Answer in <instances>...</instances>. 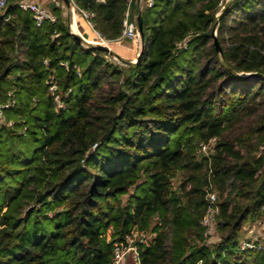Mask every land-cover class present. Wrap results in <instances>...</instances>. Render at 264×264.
<instances>
[{
	"label": "trees",
	"instance_id": "trees-1",
	"mask_svg": "<svg viewBox=\"0 0 264 264\" xmlns=\"http://www.w3.org/2000/svg\"><path fill=\"white\" fill-rule=\"evenodd\" d=\"M154 1L131 3L141 55L121 64L75 37L60 6L41 26L15 5L0 21V99L16 100L13 126L0 125V264H113L135 230L151 234L142 264H264L263 250L239 249L264 216V0L219 15L222 0ZM74 2L102 37L122 36L129 0ZM210 166L220 211L208 243Z\"/></svg>",
	"mask_w": 264,
	"mask_h": 264
},
{
	"label": "built area",
	"instance_id": "built-area-1",
	"mask_svg": "<svg viewBox=\"0 0 264 264\" xmlns=\"http://www.w3.org/2000/svg\"><path fill=\"white\" fill-rule=\"evenodd\" d=\"M134 0H129L128 8L125 12L124 19V28L122 31V36L115 41H121L125 38H133L135 36L140 37L139 28H138V20L137 17L134 19L130 18V5ZM140 9L142 10L144 7H151L154 4V0H137ZM71 3L77 8L80 14L86 19L88 25L95 31L97 36L105 42H112L114 40H108L102 37V35L96 31L93 27L92 17L93 13L90 11L83 10L79 8L74 0H71ZM9 4H13V6H17L19 9L24 11H29L32 14V18L35 21L36 26H41L44 21L50 20L54 22L56 20V16L50 7L44 6L37 1L31 0H0V15L3 14ZM223 0L220 3V9H224ZM222 12V11H221ZM220 14V10L217 15ZM6 21H10L11 18L9 14L4 18ZM185 44V43H184ZM45 64H48V60H44ZM49 93L53 96L57 107H63V101L61 99V95L58 92V85L55 83L54 77H52L49 81ZM16 100L12 91L8 92V97L5 101L0 99V125H7L12 127L13 120H7L4 114V110L7 107H11L15 104ZM218 138L213 136L207 140H202L198 145V152L200 155H205L210 157L212 153L216 150ZM264 153V146H261L258 155ZM205 199L207 201L206 210L202 216L201 224L205 228V236L207 238L208 243L210 242L211 237L214 235L216 218L220 211L219 207V195L218 191L215 188L214 183V172L212 167H209L208 170V183L206 186V194ZM264 208V207H263ZM155 219L158 221L159 217L156 216ZM245 236L239 242L240 250H263L264 251V216L255 220L251 225L246 227ZM137 236H141V238L136 239ZM145 232L135 230L131 234L127 235V242L120 243L116 245L115 253H114V263L120 264L124 259L127 253L131 252L134 257V264H142L140 260V251L138 243L149 244L148 238H145Z\"/></svg>",
	"mask_w": 264,
	"mask_h": 264
},
{
	"label": "rangeland",
	"instance_id": "rangeland-1",
	"mask_svg": "<svg viewBox=\"0 0 264 264\" xmlns=\"http://www.w3.org/2000/svg\"><path fill=\"white\" fill-rule=\"evenodd\" d=\"M17 0H15L16 2ZM45 1V0H44ZM44 1H39L40 3L43 4ZM57 1H62V5L63 7L62 10H63V15L67 18H69V21L72 25V23L74 22L73 21V16L75 14H77L78 16V23H77V33L82 36L84 35V32L85 30H88V32H90V37L88 36L87 37V42L88 43H91L93 45H98V44H103V45H106L108 46L110 49H111V52H114L116 53V55H113L112 56V59L115 61V62H118V63H122L120 57L118 56H121L122 58L126 59V60H131L132 62H136L137 58H138V55L141 51V48H142V41H141V37H139V41L135 42L130 40H121V41H117V42H105V41H102L96 33H94L93 29L88 25V23L86 22V19L83 17L82 14H80V12L77 10V8L72 4L71 6H68L63 0H57ZM232 0H223V5L226 7ZM137 4L138 7H140L139 3L137 0H134L132 2V4ZM146 8V7H144ZM143 8V9H144ZM140 9V8H139ZM142 9V10H143ZM141 10V9H140ZM224 9H220V13L221 11H223ZM75 11V13H74ZM76 16V15H75ZM76 16V17H77ZM71 29H72V26H71ZM215 34H216V31H215ZM174 184H177L175 181H174ZM128 196V195H127ZM127 196H125V198H127ZM253 222L251 223H248L247 225H245V227L243 228L241 234H240V240L242 239V237H244L246 234H245V230H246V227L251 225ZM145 238L148 240L151 239V234L150 233H145ZM138 238H141V236H137L136 239ZM216 236L213 235L210 239V242H212L213 240H216ZM209 242V243H210ZM120 264H134V257L132 255L131 252L127 253L126 256L124 257V259L121 261Z\"/></svg>",
	"mask_w": 264,
	"mask_h": 264
},
{
	"label": "water",
	"instance_id": "water-1",
	"mask_svg": "<svg viewBox=\"0 0 264 264\" xmlns=\"http://www.w3.org/2000/svg\"><path fill=\"white\" fill-rule=\"evenodd\" d=\"M63 1H64L68 6L71 5V0H63ZM12 6H13V4H9V6L6 8L5 12H4L3 14L0 15V21H1L2 19H4L5 16H7V15L9 14V11H10V9L12 8ZM49 7H50L51 10H54V9L56 8V2H55L54 0H52V1L50 2V4H49ZM137 20H138L139 33H140V37H141V41H142V40H143V23H142L141 15L138 16ZM72 33L74 34L75 37L80 38L75 32H72ZM214 37H215V44H216L217 48L219 49L220 47H219L218 40H217V38H216L215 31H214ZM94 47L97 48V49H100V50H104V51H109V52L111 51V49H110L108 46L103 45V44L94 45ZM140 55H141V53H139L138 58H137L136 61H139V59H140Z\"/></svg>",
	"mask_w": 264,
	"mask_h": 264
},
{
	"label": "crops",
	"instance_id": "crops-1",
	"mask_svg": "<svg viewBox=\"0 0 264 264\" xmlns=\"http://www.w3.org/2000/svg\"><path fill=\"white\" fill-rule=\"evenodd\" d=\"M31 1H37V2H39V1H44V0H31ZM52 0H45L44 2H43V4L42 5H44V6H47V7H49V4H50V2H51ZM55 2H56V6H60V7H63V5H62V1L60 2V1H57V0H54ZM40 3V2H39ZM74 13H75V11H74ZM76 16H77V14H75ZM73 16V23H72V25H71V23H70V27L72 26V32H75L76 34H78L77 33V23H78V16L76 17V16ZM95 32V31H94ZM84 33H86L89 37H90V32H88V30H85V32ZM87 36V37H88ZM113 43L114 42H117V41H112ZM111 42V43H112Z\"/></svg>",
	"mask_w": 264,
	"mask_h": 264
}]
</instances>
